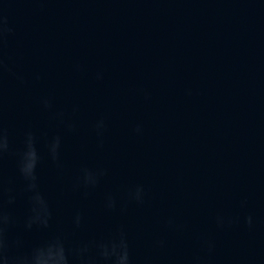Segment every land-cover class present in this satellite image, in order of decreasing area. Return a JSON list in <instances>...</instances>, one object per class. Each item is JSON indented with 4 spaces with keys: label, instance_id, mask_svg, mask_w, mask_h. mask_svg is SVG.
I'll use <instances>...</instances> for the list:
<instances>
[{
    "label": "water",
    "instance_id": "water-1",
    "mask_svg": "<svg viewBox=\"0 0 264 264\" xmlns=\"http://www.w3.org/2000/svg\"><path fill=\"white\" fill-rule=\"evenodd\" d=\"M0 15L14 29L7 63L25 80L5 74L3 123L17 149L26 130L36 132L53 213L50 229L24 234L25 249L123 226L137 264H178L199 250L201 235L215 243L212 264H264V0H0ZM44 96L75 132L51 119ZM101 117L102 146L93 128ZM56 134L62 170L46 153ZM85 166L107 170L87 195L73 190ZM4 170L19 188L14 156ZM138 184L142 205L127 202ZM108 193L114 211L104 207ZM13 211L22 217L24 201ZM77 212L84 223L74 230ZM249 213L253 230L243 223ZM217 215L241 223L220 229ZM169 218L182 230L169 229ZM158 239L166 248L154 247Z\"/></svg>",
    "mask_w": 264,
    "mask_h": 264
},
{
    "label": "clouds",
    "instance_id": "clouds-1",
    "mask_svg": "<svg viewBox=\"0 0 264 264\" xmlns=\"http://www.w3.org/2000/svg\"><path fill=\"white\" fill-rule=\"evenodd\" d=\"M14 33V29L8 26L6 17L0 15V101H2L5 74L14 76L20 83H25L24 77L13 72L6 60V46L8 38ZM77 70L81 71L80 65ZM97 80H102L103 73L97 72ZM145 98L148 96L145 94ZM42 107L50 113L51 119L62 125L68 132L77 130L76 123L66 117L63 111L54 108L51 97H41ZM93 128L101 146L103 136L107 129L105 118L96 120ZM137 135L143 134V126L137 124L135 129ZM38 136L32 129L23 134L22 146L17 149L8 130L5 128L2 116V105H0V264H137L133 256L132 246L128 232L120 226L108 237L99 239L80 240L69 242L67 235L60 233L53 238L32 245L25 249L23 236L32 231L48 230L52 227L53 213L49 201L41 189L38 167L42 156L38 148ZM63 137L56 134L48 139L46 143L47 157L57 169H63L61 151ZM16 158V179L19 181V188L13 179L6 176L4 161L7 157ZM107 170L103 167H81L73 190H84L87 195L91 190L99 187ZM144 185L138 184L127 192V202L144 204L146 199ZM23 200L26 205V212L22 217L15 215L13 209L18 201ZM118 201L111 193L105 195L104 207L109 211L116 210ZM241 207H247V200L241 201ZM74 230L83 227V214L77 212L72 217ZM216 226L220 229L241 223L240 217L217 215ZM243 223L249 230L255 227V217L249 213L243 217ZM167 227L180 231L183 225L177 224L174 218L167 220ZM15 233V235H13ZM199 250L190 257L179 261L178 264H212L215 253V243L207 236L198 237ZM167 246L165 239H158L154 247L164 249ZM144 264H153L151 257L145 258Z\"/></svg>",
    "mask_w": 264,
    "mask_h": 264
}]
</instances>
